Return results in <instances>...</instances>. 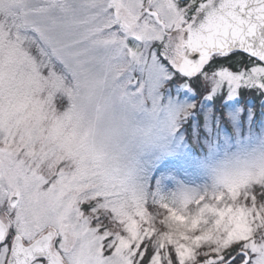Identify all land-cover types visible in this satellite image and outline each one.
I'll return each instance as SVG.
<instances>
[{
    "label": "snow or ice",
    "instance_id": "snow-or-ice-1",
    "mask_svg": "<svg viewBox=\"0 0 264 264\" xmlns=\"http://www.w3.org/2000/svg\"><path fill=\"white\" fill-rule=\"evenodd\" d=\"M0 264H264V0H0Z\"/></svg>",
    "mask_w": 264,
    "mask_h": 264
}]
</instances>
